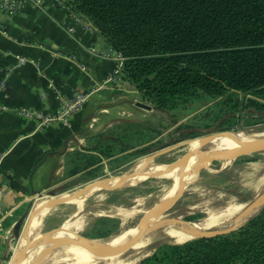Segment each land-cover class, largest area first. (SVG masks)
Instances as JSON below:
<instances>
[{"label": "rangeland", "instance_id": "rangeland-1", "mask_svg": "<svg viewBox=\"0 0 264 264\" xmlns=\"http://www.w3.org/2000/svg\"><path fill=\"white\" fill-rule=\"evenodd\" d=\"M129 90V92L123 91L122 95L121 92L119 93V97L114 102L113 112L108 117L97 119L92 126L83 128L86 140L83 142V152L79 155L82 157L72 158L76 156L73 152L71 156L68 155L63 163L64 167H61L49 187L34 196L26 212L21 211L14 229L9 233L8 251L0 264H8L15 251L24 243L22 230L30 213L54 197L76 193L97 180L125 177L133 173L137 174L141 170L143 177L133 185L112 188L110 185L113 184L105 183L98 186L85 199L82 209L74 202L64 201L50 207L44 213H40L39 210L32 216L28 230L30 242H35L73 218L82 221L81 227L77 230L79 235L90 239L111 240L136 226L147 210L164 200V195L174 183L171 177L155 175L147 178V174L151 173H142L148 155L159 149L182 143L156 157L147 167L151 164L157 167L161 164L169 165L187 151L208 150L212 142L227 135L199 148V140L205 134L220 130L264 131V109L248 106L242 94L231 97H205L203 100L172 110H161L143 99L132 87ZM138 101L151 105L152 108L137 106L135 102ZM195 139H197L196 145L188 148ZM254 141L256 140L247 144ZM238 148L219 151H232ZM200 159L199 153L194 154L187 163H195ZM190 172V169H186L182 174V180L185 175L189 176ZM262 176H264V150L232 160L208 161L187 184L180 198L165 211L164 218L175 217L194 223L206 216L208 208L218 210L232 200L249 202L264 192V185L260 188H255L253 185L254 181ZM131 178L133 176L128 179ZM116 208H135L138 211L124 222L113 214ZM231 219L218 225L221 228L227 227L232 224ZM162 243L174 242L168 237L156 241L148 246L146 255H143L136 264L150 256ZM52 248L51 251H54L57 246ZM43 249L44 246L40 252ZM50 252L39 261V264H51L47 261Z\"/></svg>", "mask_w": 264, "mask_h": 264}, {"label": "trees", "instance_id": "trees-1", "mask_svg": "<svg viewBox=\"0 0 264 264\" xmlns=\"http://www.w3.org/2000/svg\"><path fill=\"white\" fill-rule=\"evenodd\" d=\"M123 57L121 76L172 110L244 95L264 109V0H65ZM139 264H264V206L227 234L162 243Z\"/></svg>", "mask_w": 264, "mask_h": 264}, {"label": "crops", "instance_id": "crops-1", "mask_svg": "<svg viewBox=\"0 0 264 264\" xmlns=\"http://www.w3.org/2000/svg\"><path fill=\"white\" fill-rule=\"evenodd\" d=\"M110 49L96 30L85 29L51 0H43L40 7L27 4L16 16L0 11V66L15 63L17 55L39 65L17 68L0 90V104L50 114L59 106L55 89L71 95L95 83L103 85L69 125L41 124L11 110L0 112V263L21 211L49 187L68 155L82 157L83 128L108 117L119 93L130 91L121 75L106 82L116 67V61L104 55Z\"/></svg>", "mask_w": 264, "mask_h": 264}, {"label": "bare ground", "instance_id": "bare-ground-1", "mask_svg": "<svg viewBox=\"0 0 264 264\" xmlns=\"http://www.w3.org/2000/svg\"><path fill=\"white\" fill-rule=\"evenodd\" d=\"M226 134L221 135V136L226 135L222 138H219V137H221V136H219L218 137L219 139L212 142L211 145H209L208 150H204V151L205 152H216V151L223 150V149H234V148L242 147L250 141L256 140L254 142H258L259 140L264 138V131H260V132H242V131L235 132V131H231L230 133H226ZM215 139H217V138H215ZM196 142H197V139H195L188 146V148L196 145ZM254 142H252V143H254ZM204 145H205V143H203L201 138H200L199 148H201ZM232 151H234V150H232ZM227 152H231V151H227ZM199 155L201 157L200 161L195 162V163H187L186 162L182 166L176 167L174 169H170V166L167 164H165V165L161 164L159 167H157V165L151 164V166L147 167V165L149 163L146 164V162H145L146 165L144 166L142 173H151V174H155V175H162V176L171 177L173 179L174 183H173L172 187L163 197L164 199H166V198L170 197L178 189V187L180 186V182L182 180V174L186 169L191 170V172H190L191 176L185 175V177L183 179L185 181V183L188 184L190 181H192L194 179V177L196 176L195 168L197 167V165H199L201 163V161L203 159V154L199 153ZM255 164H257V163H255ZM143 175L144 174L141 175V170L138 171L137 174L135 176H133V178L128 179L125 182V185H133L135 183H138L141 180V178L143 177ZM122 178L123 177H117V178L111 177V178H109V180L103 181L102 183L95 185L94 187L90 188L89 190L83 192L82 194H80L76 197H73L69 201L74 202L78 208L82 209V206L84 205L85 199L88 198V196L91 194V192L95 188H97L98 186L103 185L105 183L116 184L119 181H121ZM241 182H244V181H241ZM253 185L255 188H260V186L264 185V176L255 180ZM256 193H257V191H256ZM72 195H74V194H72ZM159 198H160V196H159ZM247 203L248 202H239L236 200H232V201H229L224 207H222L218 210L208 208L206 210V214H205L206 216L202 220L195 221L192 224L201 230L210 228V227L217 225L219 223H223L227 219H230L233 216H235L239 211H241V209H243L245 207V205ZM150 209L147 210L146 213H148L150 211ZM45 211H46V209L40 210V213H44ZM137 211L138 210L135 208H131V209L130 208L129 209L116 208V210L114 211L113 214L119 216L122 219V221L125 222L126 219L133 216ZM164 215L165 214L155 215L151 220L162 219V218H164ZM81 223H82V221H80V220H75L73 218L69 219L62 226L63 230L57 232L55 234V236L59 237V238L75 237L73 235V233H77V230L81 227ZM137 229H138V225H136L133 228H131L130 230L124 231L118 235L116 234L117 236L113 237V239H111V240L110 239L109 240L95 239L94 243L105 244V245H118L120 243H123V242L131 239L133 237V235L136 233ZM28 237H29V234H28ZM166 237L170 238L175 243H181V242H184V241L190 239V236L187 233L180 231L174 225H169V226H166L164 228L152 231V232L142 236L139 240H137L127 250L120 252V253H116V254H107V255L96 254L95 252H93L89 248L84 247V246H80L77 244L60 245V246H57L56 250L51 251V249H53V248L50 246V244L43 243V244H41L39 246H35L31 250H29L23 257L20 258L18 264H39V261L41 259H43V257L47 253H49L50 251H51L50 252L51 254L49 255V258L47 259V261H49V263H51V264H62V263H66V264H136L137 261L143 255H146L145 253H146V249L148 248V246L153 245V243H155L156 241L163 239V238H166ZM23 241L25 243V240H23ZM119 241H121V242H119ZM24 243H22V245ZM43 246H44V249L42 250V252H40Z\"/></svg>", "mask_w": 264, "mask_h": 264}, {"label": "water", "instance_id": "water-1", "mask_svg": "<svg viewBox=\"0 0 264 264\" xmlns=\"http://www.w3.org/2000/svg\"><path fill=\"white\" fill-rule=\"evenodd\" d=\"M137 106L151 109V105H147L143 102H136ZM231 130H220L211 132L208 134H205L201 136V140L203 143H208L215 138H218L219 136L230 133ZM189 141V140H188ZM186 141V142H188ZM182 143L159 149L150 155H148L145 159L146 164L152 162L156 157L160 156L163 153H166L170 151L171 149L181 145ZM264 150V138L259 140L258 142L249 143L246 144L234 151L227 152V151H220V152H205L204 150H197V151H187L182 156H180L176 161L172 162L170 165V169H174L176 167L182 166L185 164L194 154L201 153L203 154V159L199 165L195 168V173L197 174L204 163L211 161V160H232L236 159L238 157H241L243 155L252 154L255 152H261ZM136 173H133L132 175L125 176L116 184L110 185L112 188H118L121 186H125V182L130 178L131 176H134ZM155 174H147V178L153 177ZM109 178H105L102 180L94 181L82 189H80L77 193H72L70 195H66L63 197H54L53 199L41 204L40 206L36 207L33 212L30 213L29 217L27 218L25 225L22 230V238L25 240V243L18 248L15 253L13 254L10 262L8 264H18L21 257H23L29 250L34 248L35 246H39L43 243L50 244L51 247L54 246H60V245H66V244H77L80 246H84L95 252L96 254L100 255H107V254H116L123 252L127 250L129 247H131L137 240H139L142 236L164 228L169 225H174L177 227L180 231H183L184 233H187L190 235V239L186 240L189 241L191 239H197V238H209V237H215L223 234L230 233L232 231L237 230L241 226H243L250 218L255 215V213L264 206V192L259 194L257 197H255L253 200L249 201L241 211H239L235 216L232 217L231 221L232 224L221 228L218 224L214 225L210 228L201 230L197 228L195 225L191 223L190 220L181 219V218H162V219H155L151 220L155 215L159 214H165V211L169 209L183 194L185 191V188L187 184L184 180H181V184L178 187V189L168 198L164 199L154 207L150 209L148 213L145 214L143 219L137 224L138 229L136 233L133 235V237L123 243H120L118 245H105V244H97L94 243L95 239H90L83 237L79 235L78 233H73L75 237H63L59 238L56 237L55 234L62 229V227H58L53 229L52 231L46 233L43 235L40 239H38L35 242H30L28 237V230L31 224V218L32 216L38 212L39 210L49 209L50 207L57 205L64 201H69L73 197H76L83 192L89 190L90 188L94 187L95 185H98L99 183H102L103 181H107ZM255 212V213H254ZM111 237V236H110ZM184 241V242H186ZM182 242V243H184ZM175 243V242H174Z\"/></svg>", "mask_w": 264, "mask_h": 264}, {"label": "built area", "instance_id": "built-area-1", "mask_svg": "<svg viewBox=\"0 0 264 264\" xmlns=\"http://www.w3.org/2000/svg\"><path fill=\"white\" fill-rule=\"evenodd\" d=\"M53 5L59 9L66 11L72 15L83 27L89 31H95L92 24L86 18L77 12L65 0H51ZM43 0H0V11L8 16H16L27 4L40 7ZM116 61V67L108 76L106 82H113L117 75H121L124 57L117 51L110 49L109 53L104 54ZM27 63H32L38 67V62L26 56L17 55L16 62L4 66H0V90L5 87V84L14 71ZM103 88L102 84L93 85L86 90H76L71 95H65L60 90L55 89V95L58 100V108L50 114H44L34 108L26 106L9 107L0 104V112L11 110L21 117L28 119H37L41 124H47L58 121L63 125H69L72 117L84 110L86 103L91 99L93 94Z\"/></svg>", "mask_w": 264, "mask_h": 264}]
</instances>
